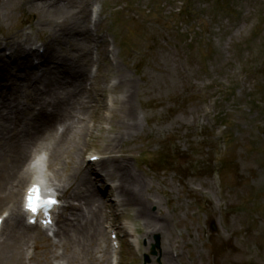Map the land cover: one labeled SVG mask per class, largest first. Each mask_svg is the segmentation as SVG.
<instances>
[{
  "label": "rangeland",
  "instance_id": "rangeland-1",
  "mask_svg": "<svg viewBox=\"0 0 264 264\" xmlns=\"http://www.w3.org/2000/svg\"><path fill=\"white\" fill-rule=\"evenodd\" d=\"M69 1L67 10L79 11L80 7L87 12L92 34L104 37L102 46L93 48L90 55L94 63L88 66L91 76L85 87L92 90V76L102 77L107 66L116 63L133 82L131 104L139 126L117 143L116 154L123 148L128 166L143 178L140 196L151 199L154 205L148 210L156 216L151 220L164 227L151 232L137 216L140 205L125 207L117 202L112 187L116 179L104 175L111 165L106 161V141L122 129L119 108L115 118L104 120L109 108L118 105L112 99L123 92L112 89L117 80L114 75L105 83V107L81 124L68 121L73 129L88 128L81 141L76 137L75 151L65 153L64 149L62 158L45 167V173L54 182L69 179L90 154L102 156L97 166L93 161L88 167H97L102 174L92 177V186L109 204L101 228L111 251L113 235L121 244L118 264H142L145 254L149 264H166L161 257L163 248L169 251L171 264H264V0ZM21 3L18 0L14 14L0 23L5 59L11 54L6 41L19 31L34 41L26 49L41 54L48 45L46 32L32 28L40 11ZM0 13L5 10L0 8ZM151 75L160 77L153 88L144 82ZM13 81L5 91L17 90L24 105L33 104L30 97L37 91L33 86L40 83L23 78ZM164 83L166 92L158 88ZM87 103L86 112L94 102ZM38 110L34 106L31 112L35 115ZM35 149L28 160L43 152ZM127 222L133 231L124 227ZM211 222L215 231L210 229ZM57 228L56 223L43 235L53 245L51 252L62 255L65 250L62 239L55 236ZM29 233L33 236V230ZM37 242L43 243L37 259L42 264H57L59 257L52 258L50 253L47 260L44 241ZM28 253H33L32 246ZM95 256L85 264H103L101 253ZM115 256L109 253V264H115Z\"/></svg>",
  "mask_w": 264,
  "mask_h": 264
},
{
  "label": "bare ground",
  "instance_id": "bare-ground-1",
  "mask_svg": "<svg viewBox=\"0 0 264 264\" xmlns=\"http://www.w3.org/2000/svg\"><path fill=\"white\" fill-rule=\"evenodd\" d=\"M17 2L18 0H0V8L5 10L4 14L0 13V23L4 18L8 19L10 13L12 15L13 5ZM88 2L89 0H86V3ZM24 3L27 8L40 11V14L34 17L32 28L39 32H46L45 39L48 45L41 54L39 51L26 49L29 42L34 41L30 34L19 31L18 36L6 41L11 54L5 59L0 37V217H3L0 225V264H30V262L42 264L37 259V253L43 243L39 245L38 240L44 241L43 252L47 260L50 258V253L52 258L59 257L56 260L57 264H85L92 257L96 259L97 252L101 253L100 262L103 264H109L111 261L109 253H115L116 264H118L119 247L112 242V251L109 249L105 230L101 228L105 218H108L105 208L109 204L103 201L101 195L92 186V177L97 178L102 174L97 172V167H94L95 170L88 167L92 165L89 162V156L96 154H90L85 159L88 162L84 160L77 167L72 178H63L58 182H54L45 173L44 167L47 165L50 168L54 162L60 160L64 149L65 153L75 151L79 145L75 142L76 137L78 141H81L83 134L88 132V128L87 125L86 128L81 125L77 128L78 130L73 129L68 121L72 119V124H81L104 108L106 103L103 97L107 77L116 76L117 80L113 81L112 89L121 88L123 92L121 96L112 99L114 105H118L116 108L113 106L109 108V114L104 120L115 118V111L119 108L121 116L118 120L122 129L118 130V135L106 141V161L111 165L104 175L109 180L116 179L112 187L117 191V202L125 207L140 205L137 216L145 220L151 232H160L164 225L161 226L156 220L152 221L151 219H155L156 216H151L148 210L149 206L154 204L149 197L141 198L140 196L145 183L143 178L138 177L135 171L130 169L127 163L128 157L123 148L119 150L121 152L119 155L116 154L117 143L124 135L136 132L139 126L136 111L131 104L130 91L133 82L120 71L116 63L108 65L102 77L92 76V90H88L84 84L91 76L88 66L94 63L90 55L93 48L99 45L101 47L104 42L103 35L95 37L92 34L87 18L89 14L81 12L80 7L79 11H68L69 0H48L45 4L35 3L33 0H22L21 4ZM96 59L100 60V58ZM18 78H23L27 82L40 83L33 86L37 89L30 97L33 99V104L29 102L24 105L21 93L17 90L5 91L15 83L13 80ZM159 78L151 75L149 80L144 79L145 85L153 88ZM164 78L166 79L167 76ZM68 86H72V89L59 91ZM158 88L166 92L168 85L164 83ZM85 97L88 99H83ZM49 100L55 101L54 106L51 104L52 101L48 102ZM88 100L94 103L91 111L86 112ZM30 106L32 109L34 106L39 108L35 115L32 114V109H28ZM19 107L22 111L16 110ZM59 122H61L58 125L61 127L60 130L58 126L55 128ZM72 143H74L73 146ZM87 145L91 146L92 142H88ZM35 148L42 149L43 152L36 153L31 160H28L30 151ZM93 163L97 166L99 162ZM33 180L40 184H43V181L47 182L48 187L57 194L58 199L64 198L67 203L64 207L65 203L61 202L64 208L60 206L54 208L50 216L57 222L55 236L62 239L61 245L67 253L62 251V255H55L51 252L53 245L43 235L44 229L48 227L42 224V220L47 219L46 216L39 215L35 224L30 223L29 217L26 216L23 203L22 205L20 203L21 190L25 183L27 186ZM113 223L112 218L110 225ZM124 227L130 231L134 229L130 222H127ZM30 230H33V236L29 233ZM129 240L136 242V238L129 237ZM31 241L34 250L30 256L27 249L31 246ZM197 245L199 246L200 243L196 241L195 246ZM161 257L166 264L172 263V257L166 248L161 250ZM44 264L51 263L46 261Z\"/></svg>",
  "mask_w": 264,
  "mask_h": 264
},
{
  "label": "snow or ice",
  "instance_id": "snow-or-ice-1",
  "mask_svg": "<svg viewBox=\"0 0 264 264\" xmlns=\"http://www.w3.org/2000/svg\"><path fill=\"white\" fill-rule=\"evenodd\" d=\"M27 201L28 210L34 214L37 213L41 208L56 203V201L51 197L45 198L39 185L35 184L29 189Z\"/></svg>",
  "mask_w": 264,
  "mask_h": 264
},
{
  "label": "water",
  "instance_id": "water-1",
  "mask_svg": "<svg viewBox=\"0 0 264 264\" xmlns=\"http://www.w3.org/2000/svg\"><path fill=\"white\" fill-rule=\"evenodd\" d=\"M210 225H211L210 226L211 230L212 231H215V224L213 222H211ZM158 244H159V239L157 237L156 238V245L155 246H158ZM149 262H150L149 257H148V255H146L145 258H144V264H148Z\"/></svg>",
  "mask_w": 264,
  "mask_h": 264
}]
</instances>
